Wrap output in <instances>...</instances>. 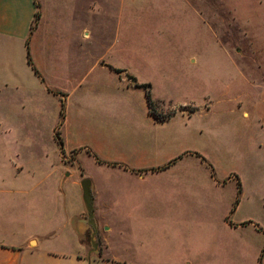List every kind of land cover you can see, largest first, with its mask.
<instances>
[{"label": "rangeland", "instance_id": "obj_1", "mask_svg": "<svg viewBox=\"0 0 264 264\" xmlns=\"http://www.w3.org/2000/svg\"><path fill=\"white\" fill-rule=\"evenodd\" d=\"M86 31L87 81L73 93L57 78L45 97L19 64L0 66V172L32 151L41 184L34 253L71 257L60 264H264V0H87ZM137 140L153 141L142 154L153 162L183 160L134 186L108 163L140 154ZM63 195L80 235L56 228Z\"/></svg>", "mask_w": 264, "mask_h": 264}, {"label": "crops", "instance_id": "obj_2", "mask_svg": "<svg viewBox=\"0 0 264 264\" xmlns=\"http://www.w3.org/2000/svg\"><path fill=\"white\" fill-rule=\"evenodd\" d=\"M86 8L87 0H0V66L13 68L10 64H19L21 77L32 74L38 80L36 90L45 97L56 94L48 86L57 78L61 85L69 87L70 93L77 91L87 81L86 63L82 59L87 38ZM26 51L30 65L27 64ZM1 79L3 83L8 81L7 76ZM144 85L148 86V91L149 84ZM147 113L152 116L148 109ZM152 143L150 140L143 145L137 140L135 150L130 152L140 154L132 155L128 162L122 160L108 164H115L119 175L134 186L149 185L154 178L168 176L183 159L164 158L153 162L142 157ZM17 157L15 155L16 160L4 159L1 168L4 172H0V181L5 187L0 189V264H60L63 259H71L65 254L47 251L44 245L37 254L34 253L41 244L40 236L36 235L40 228L41 184L29 168V160L34 163L32 151H28L22 160ZM106 164L101 162L100 165ZM52 212V217L56 214L61 219L56 228L70 231L73 226L79 227L80 235L81 220L76 218L73 221L64 195L52 206ZM74 257L76 264H83L84 259ZM70 259L68 264H71Z\"/></svg>", "mask_w": 264, "mask_h": 264}, {"label": "water", "instance_id": "obj_3", "mask_svg": "<svg viewBox=\"0 0 264 264\" xmlns=\"http://www.w3.org/2000/svg\"><path fill=\"white\" fill-rule=\"evenodd\" d=\"M80 190H81V199L85 211V224L90 229V239H94L95 243H98V232L95 227L94 218H93V196L91 191V183L88 179H82L79 182ZM93 250L94 245H91ZM87 260L89 255L86 256Z\"/></svg>", "mask_w": 264, "mask_h": 264}, {"label": "trees", "instance_id": "obj_4", "mask_svg": "<svg viewBox=\"0 0 264 264\" xmlns=\"http://www.w3.org/2000/svg\"><path fill=\"white\" fill-rule=\"evenodd\" d=\"M36 6V5H35ZM37 7V6H36ZM34 17L36 18L37 17V13H35L34 14ZM26 57H27V64L28 65H30V61H29V59H28V52L26 51ZM33 70V69H32ZM34 72V71H33ZM145 100H146V105H147V109H148V112L150 113V114H152V112H153V103H152V101H151V99H150V95H149V92L148 91H145ZM59 117H60V119H62V112L60 111V113H59ZM161 117H159L158 119H160ZM161 119H163V118H161ZM56 137H55V139L57 140V145H58V147L59 148H61V145H62V142H61V140H59V138H58V136L57 135H55ZM96 160V159H95ZM97 162H98V160H97ZM99 163H101L100 161H99ZM236 184H237V194L239 193V188H238V182H236Z\"/></svg>", "mask_w": 264, "mask_h": 264}]
</instances>
